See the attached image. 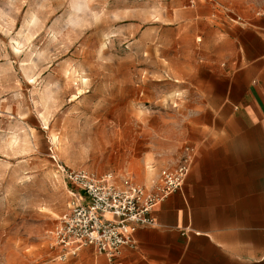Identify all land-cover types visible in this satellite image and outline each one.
Returning <instances> with one entry per match:
<instances>
[{"label":"rangeland","instance_id":"1","mask_svg":"<svg viewBox=\"0 0 264 264\" xmlns=\"http://www.w3.org/2000/svg\"><path fill=\"white\" fill-rule=\"evenodd\" d=\"M264 0H0V264L61 259L63 169L152 187L200 135L232 34ZM214 91V90H213Z\"/></svg>","mask_w":264,"mask_h":264},{"label":"crops","instance_id":"2","mask_svg":"<svg viewBox=\"0 0 264 264\" xmlns=\"http://www.w3.org/2000/svg\"><path fill=\"white\" fill-rule=\"evenodd\" d=\"M232 36L190 172L119 264H264V14Z\"/></svg>","mask_w":264,"mask_h":264},{"label":"built area","instance_id":"3","mask_svg":"<svg viewBox=\"0 0 264 264\" xmlns=\"http://www.w3.org/2000/svg\"><path fill=\"white\" fill-rule=\"evenodd\" d=\"M194 157L195 148L187 144L178 164L163 170L150 188L126 173L63 169L80 191L72 193L68 212L50 232L61 259L91 246L107 264H119L122 249L135 247L136 232L156 225V207L182 188Z\"/></svg>","mask_w":264,"mask_h":264}]
</instances>
